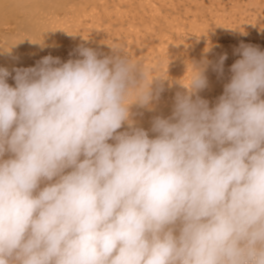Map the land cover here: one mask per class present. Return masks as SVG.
<instances>
[{
  "label": "clouds",
  "instance_id": "1",
  "mask_svg": "<svg viewBox=\"0 0 264 264\" xmlns=\"http://www.w3.org/2000/svg\"><path fill=\"white\" fill-rule=\"evenodd\" d=\"M75 51L0 67V264H264V51L241 42L212 107L192 64L153 137L130 108L155 78Z\"/></svg>",
  "mask_w": 264,
  "mask_h": 264
},
{
  "label": "rangeland",
  "instance_id": "2",
  "mask_svg": "<svg viewBox=\"0 0 264 264\" xmlns=\"http://www.w3.org/2000/svg\"><path fill=\"white\" fill-rule=\"evenodd\" d=\"M80 1L75 3V12L72 10L66 16L63 13L58 15L57 20L62 21L59 23L62 26V30L59 29L60 37L55 36L54 48L52 45L43 47L41 55L67 61L78 58L75 50L79 46H89L105 55L113 54V46L143 70L146 84L155 78L152 89L154 94L157 89H163L159 93L161 98H166L168 91L165 89L170 87L169 83L173 87L169 90L171 98H175L179 89L177 81L187 78L190 82L193 65L206 66L204 75L207 73L208 82L205 90L209 92L211 99H208L212 100L210 103L213 106L230 80L231 65L240 58L235 50L241 42L264 51V0H89L86 6L85 2L80 4ZM5 31L9 42L0 40V50L3 49L0 51V67H5V51L7 53L8 49H12L6 44L16 45L17 39L25 35L20 31L13 36L8 28ZM44 48L47 50L44 51ZM225 53L227 59L221 74L214 70V66ZM7 54L11 55L8 59L11 61L13 56L11 62H15L14 55ZM16 68L21 67L17 64ZM170 74H174L175 78ZM13 82L12 79L10 85L14 86Z\"/></svg>",
  "mask_w": 264,
  "mask_h": 264
},
{
  "label": "bare ground",
  "instance_id": "3",
  "mask_svg": "<svg viewBox=\"0 0 264 264\" xmlns=\"http://www.w3.org/2000/svg\"><path fill=\"white\" fill-rule=\"evenodd\" d=\"M76 1H80V0H0V40L5 41L6 43L9 42L8 38L6 36L7 31H5V28L11 29L12 30L11 34H13V36H14L15 32L18 33L20 31L25 34L22 36V34L20 33L22 36V38L21 37L20 38L22 40L17 37L18 39L16 41L17 42L16 45L14 43L13 44H11V43L6 44L7 46L9 45L10 48H12V49H8L9 51L7 50L8 51L7 53L14 55L15 62H11L13 56L11 58V61L8 59V56H11V55H8L5 51V54H4L5 60L3 59L5 61V64H4L5 67L7 68V66H8L7 69L10 72H12V69L16 68L17 64H19V67H21V68H27V67L35 66L36 63L42 57H44L41 55V53H43V47H46L48 45L49 46L52 45V47L54 48L53 44L54 45L56 44L55 36H56V38H57V36H59V34H60L59 29H61L60 27H62L59 24V23H62V21L59 22V20H57L59 18L58 15L63 13L66 16V15L70 14L72 12V10L74 11V6L76 5L75 3H78ZM83 2H85L84 6H86L88 4L89 0H81L80 4H83ZM72 3H74V5H72ZM81 6H83V5H81ZM86 19H87V17H86ZM78 21H79V19H78ZM51 25H55V27L53 26L54 28L51 29ZM91 28H93V27H91ZM17 35H19V34H17ZM24 37H25V39L27 38V41L25 39L23 40ZM11 38H12V36H11ZM28 43H30V45ZM28 46H31V47L25 49V47H28ZM48 47H46V48H48ZM46 48H44V51L47 50ZM112 48H114V47L112 46ZM23 49H25V50H23ZM30 49H31V52H30ZM2 50H0V51H2ZM32 50L33 51L36 50V51L33 52ZM55 51H53V52H55ZM37 52H39V55H36ZM38 56H40V58ZM178 71H177V73L175 72L177 75H178ZM190 73H192V72L190 71ZM185 74H187V73H185ZM170 75H168V76H170ZM173 75H171V76L175 78V76H173ZM189 75L192 76V74H189ZM181 78H185V77L182 76ZM190 79H191V77H190ZM210 79H209V81L212 80V79L211 80ZM8 80H9V82L8 81L7 82L9 84H11L12 77L10 76L8 78ZM179 80H181V79H179ZM182 80L180 82L177 81V83H176V84H178V88H179L178 89L175 86L176 90L178 89L176 91L177 93L179 92V90H182V91H180L181 93H185L187 91L182 85L188 86L190 82H188L187 78H185L183 81ZM174 84H175V82H174ZM166 86H167V84H166ZM168 86H170V87L168 89H165L168 91V93H166L167 96L165 95L166 98H161L159 96L158 99L154 100V102H151L150 106H145V107L143 106L142 107L138 104H132L131 105L130 111L132 113V119L134 120L136 126L142 127L143 129L148 130L150 137H153L155 135L154 133H152L150 131L153 118L157 117V116L167 118V117L171 116V114H172L175 98H171V94L169 92V90H171V88H173V87H171L172 85H170V83H169ZM154 91H156V90H154ZM163 92H165V91H163ZM208 94H209V92L206 91L205 88L198 92V95L207 101L209 100L208 98L211 97ZM193 98L195 99V97H193ZM261 98L264 99V95H262ZM132 99H134V97ZM210 101H212V100L208 101L209 106L212 107L211 106L212 102L210 103ZM213 106H214V103H213ZM125 128H126V126H125ZM125 128H122L119 131H124ZM110 142H112V141H110ZM4 158L7 159L8 154H6ZM43 186H44V183L41 184V187H43Z\"/></svg>",
  "mask_w": 264,
  "mask_h": 264
}]
</instances>
